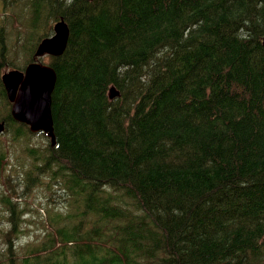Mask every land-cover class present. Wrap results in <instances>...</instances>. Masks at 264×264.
<instances>
[{"label": "trees", "instance_id": "trees-1", "mask_svg": "<svg viewBox=\"0 0 264 264\" xmlns=\"http://www.w3.org/2000/svg\"><path fill=\"white\" fill-rule=\"evenodd\" d=\"M17 5L19 22L31 12L26 34L0 18V116L16 137L29 130L5 114L2 74L11 62L25 71L40 60L44 14L50 28L63 20L67 48L49 57L55 146L44 170L57 168L82 212L58 215L63 224L23 259L12 237L24 233L12 223L0 234V256L9 247L0 264H264V0ZM11 44L19 62H8ZM2 148L0 173L9 162ZM2 191L16 210L17 190ZM81 216L90 217L86 231L70 222Z\"/></svg>", "mask_w": 264, "mask_h": 264}, {"label": "rangeland", "instance_id": "rangeland-1", "mask_svg": "<svg viewBox=\"0 0 264 264\" xmlns=\"http://www.w3.org/2000/svg\"><path fill=\"white\" fill-rule=\"evenodd\" d=\"M27 1L28 0H17V8L20 9ZM30 12L31 9L29 8L28 11L24 12L22 21L19 22V19H15L13 16L11 0H6L5 5L0 2V18L7 21L8 27L10 26L9 28L14 27L17 31L23 34L27 33L25 26L28 23V14ZM45 17L44 14V27L38 29L39 31L37 30L35 35V37L40 36L39 39L45 38L46 35V38H50L54 35L53 27L56 21L53 22L52 28H50L52 19L46 21ZM11 40L14 41L15 39L9 36V44L11 43ZM38 43L39 41L36 42L35 49L36 47L38 48ZM13 46L14 44L8 46V62H11L12 59L13 62H19L20 55L18 53L13 54ZM28 47L30 49L31 45ZM12 55H15L14 57L16 58H12ZM49 57L50 56H46L37 62L47 65L50 62ZM10 64V66L5 68V73L12 71V69L16 70L12 67L13 63L11 62ZM11 107L6 110L5 114L10 112ZM2 120L3 116H0V122H2ZM22 132L24 133V136L16 137L15 132L9 131L5 124L4 131L0 133V144L2 145L4 152L8 151L9 156V158H5L6 160H9V162L4 166L0 173V234L2 236V233H7V227L9 230H12V223L17 225L18 230L20 229L23 231L24 235L20 239L15 240V238L12 237L13 243H15L14 248L16 249L15 256H19L23 259L28 250H33L36 246L42 245L47 232H55L60 225L63 224L55 223L58 215H77L82 212V210L80 207L78 208V206L72 205L68 193L61 184L62 180L60 175L59 177L55 175L57 173V168L53 167L49 172H47L46 169L44 170V167L46 168L44 158L49 150L48 148L51 144V138L44 136L45 134L39 136L37 135L38 133H33L30 129L27 130L26 128H24ZM27 171L32 175V177L29 178V184L28 182L25 183V173ZM5 174L7 175L6 179L9 177L11 182L7 184V186H4L1 182L2 175ZM26 184L28 185L26 186ZM7 187L17 190L16 194H14L16 199L13 200V203L15 204L14 207L17 211L15 209H8L2 203V195H4L2 190H5ZM18 198H21V200H17ZM62 203H64L65 206H62ZM81 221L84 222V228L86 231L88 229V222L90 221L89 216H81L78 219H72L70 222L77 224ZM102 243H106V241H102ZM59 247L60 245L56 244L53 246V249H59ZM6 248L5 253L0 256L1 260L8 255V245H6ZM43 249V247L38 248L40 252H42ZM49 251L46 253L48 254ZM46 257L47 255H42L39 259L45 261ZM31 260L33 262V260L36 259L32 258ZM3 264L6 263L3 262Z\"/></svg>", "mask_w": 264, "mask_h": 264}, {"label": "water", "instance_id": "water-1", "mask_svg": "<svg viewBox=\"0 0 264 264\" xmlns=\"http://www.w3.org/2000/svg\"><path fill=\"white\" fill-rule=\"evenodd\" d=\"M69 40V28L62 20L55 24L54 35L44 39L36 51L35 58H43L45 56L58 57L65 52ZM264 45V39H263ZM35 71L47 73L48 80L43 86L46 92L41 91L37 101L28 102L29 88L26 89L23 96L20 97L22 84L28 80ZM2 82L9 101L12 103L11 114L13 118L27 125L33 133L43 132L51 138V144L55 145L54 122L52 116V95L56 87L57 74L50 65L40 64L38 62L31 63L25 71L12 70L2 75ZM119 94L115 88L110 90V98L115 99ZM5 124L0 123V133L4 131Z\"/></svg>", "mask_w": 264, "mask_h": 264}, {"label": "bare ground", "instance_id": "bare-ground-1", "mask_svg": "<svg viewBox=\"0 0 264 264\" xmlns=\"http://www.w3.org/2000/svg\"><path fill=\"white\" fill-rule=\"evenodd\" d=\"M44 80L45 82L48 80L47 73L40 72V71L33 72L31 76L28 78V80L22 84V90L20 93V97H22L26 89L29 88L28 102L31 99L33 101L30 103L37 101L40 98L38 96L41 94V91H44V93L46 92L47 85L46 87L43 86L45 84L43 83Z\"/></svg>", "mask_w": 264, "mask_h": 264}]
</instances>
